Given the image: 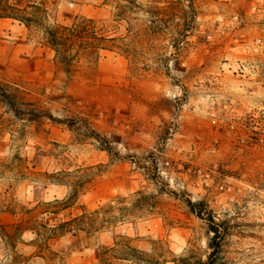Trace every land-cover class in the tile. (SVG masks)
I'll return each instance as SVG.
<instances>
[{"label":"rangeland","instance_id":"rangeland-1","mask_svg":"<svg viewBox=\"0 0 264 264\" xmlns=\"http://www.w3.org/2000/svg\"><path fill=\"white\" fill-rule=\"evenodd\" d=\"M2 1L40 8L0 18V264H264V0ZM78 19L111 40L66 72Z\"/></svg>","mask_w":264,"mask_h":264},{"label":"trees","instance_id":"trees-1","mask_svg":"<svg viewBox=\"0 0 264 264\" xmlns=\"http://www.w3.org/2000/svg\"><path fill=\"white\" fill-rule=\"evenodd\" d=\"M123 1L131 2L129 0ZM38 8L40 7L35 4H23L20 1L17 3H9L8 1L3 2L0 0V18L18 20L29 26L33 22V19L29 17L30 15H26L27 11L38 10ZM125 8L128 7L126 6ZM133 8L140 9L137 5H134ZM97 24L98 22L95 20L78 19L70 26H54L45 29L46 43L54 52L55 62L60 64L66 72H70L74 64L79 61V54H95L91 59H86L87 62H95L99 56V51L108 50L106 44L111 39L95 32L98 26ZM56 203L59 205H57V209H53L54 212L58 213L62 210L70 209V212H67L70 217L46 229L50 233L51 238H54L58 231L65 233L73 230V232L79 233L85 230L89 232L93 229L92 225H87L86 223L85 215L87 212L81 206L75 204L72 195L62 201H56ZM200 205L206 208V204L201 203ZM191 209L193 210V208ZM29 213L31 212L29 211ZM197 213L199 214V211ZM93 214L91 213V215ZM207 222L209 224V231L213 234L209 246L213 248L214 252H217L219 244L212 242H220L222 240L223 229L219 223L214 222L210 211H208ZM208 264L212 263L210 262Z\"/></svg>","mask_w":264,"mask_h":264}]
</instances>
